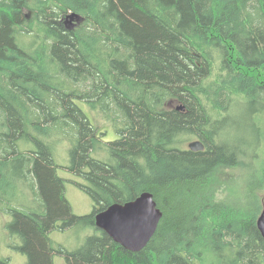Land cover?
<instances>
[{"label":"trees","instance_id":"1","mask_svg":"<svg viewBox=\"0 0 264 264\" xmlns=\"http://www.w3.org/2000/svg\"><path fill=\"white\" fill-rule=\"evenodd\" d=\"M66 138L86 216L57 173ZM192 138L204 151L183 148ZM21 192L40 206L10 210L28 264H264V0H0V195ZM144 192L163 218L132 253L95 219ZM73 227L92 234L55 248Z\"/></svg>","mask_w":264,"mask_h":264},{"label":"rangeland","instance_id":"2","mask_svg":"<svg viewBox=\"0 0 264 264\" xmlns=\"http://www.w3.org/2000/svg\"><path fill=\"white\" fill-rule=\"evenodd\" d=\"M32 41L31 37L20 36L18 43L22 46L28 45ZM87 115L91 123L96 125L98 131L103 134L107 132L105 142L117 139V134L113 125L104 118L94 113L87 104L79 103ZM235 129H231L233 131ZM237 133H230V141L235 143L241 140L247 142L250 138L249 133L240 128ZM195 141L194 138L183 145L188 149V144ZM24 145L21 144L23 149ZM72 142L69 138L64 139L55 150V161L58 165L57 173L59 177L65 180L66 198L70 202L73 212L78 216H86L93 212L92 199L78 186V184L87 185V182L68 170L69 166V149ZM32 146H29L31 149ZM95 156V155H94ZM233 176V175H232ZM233 177H237L239 182L242 181L244 175L241 170L234 173ZM39 205L33 202L32 194L23 196V192L17 193L15 196L2 193L0 195V261H9L10 264H28V257L19 248L23 245L22 239L10 231L9 225L14 221L13 214L10 210H18L22 212L38 211ZM92 234L90 230L73 227L66 230H55L50 234V238L55 248H63L67 251H76L84 244L86 239ZM54 264H67L62 255L54 256Z\"/></svg>","mask_w":264,"mask_h":264},{"label":"water","instance_id":"3","mask_svg":"<svg viewBox=\"0 0 264 264\" xmlns=\"http://www.w3.org/2000/svg\"><path fill=\"white\" fill-rule=\"evenodd\" d=\"M189 148L204 151V146L199 141L190 143ZM162 218L163 213L154 195L144 192L134 201L111 205L96 216L95 224L125 250L139 253L156 234ZM257 227L264 238V209L257 221Z\"/></svg>","mask_w":264,"mask_h":264}]
</instances>
